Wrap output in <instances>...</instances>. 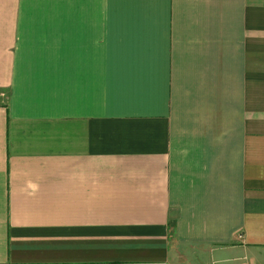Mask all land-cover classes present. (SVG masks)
<instances>
[{
  "label": "crops",
  "instance_id": "obj_1",
  "mask_svg": "<svg viewBox=\"0 0 264 264\" xmlns=\"http://www.w3.org/2000/svg\"><path fill=\"white\" fill-rule=\"evenodd\" d=\"M0 264H264V0H0Z\"/></svg>",
  "mask_w": 264,
  "mask_h": 264
}]
</instances>
